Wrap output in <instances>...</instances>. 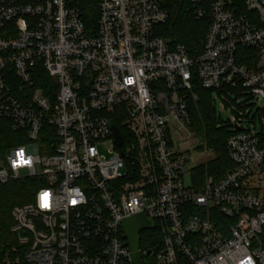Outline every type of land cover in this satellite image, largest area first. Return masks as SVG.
Segmentation results:
<instances>
[{"label":"built area","instance_id":"built-area-1","mask_svg":"<svg viewBox=\"0 0 264 264\" xmlns=\"http://www.w3.org/2000/svg\"><path fill=\"white\" fill-rule=\"evenodd\" d=\"M192 2L209 20L194 57L159 36L163 0H98L91 34L73 0H0V120L23 142L0 156V185L42 184L12 210L0 264H135L123 225L140 215L143 264H264V108L247 113L264 101V0ZM194 88L248 99L230 107L233 167L201 188L184 138Z\"/></svg>","mask_w":264,"mask_h":264},{"label":"trees","instance_id":"trees-1","mask_svg":"<svg viewBox=\"0 0 264 264\" xmlns=\"http://www.w3.org/2000/svg\"><path fill=\"white\" fill-rule=\"evenodd\" d=\"M192 1L163 0V7L169 14V20L158 30L159 36L167 40L171 47L180 45L189 56L194 57L202 51L209 20L207 17L199 20L196 18L198 5ZM73 3L87 32L89 34L95 32L98 0H73ZM42 76L43 82L37 83L35 88L43 90L44 95L50 96L49 89H54L55 92V85L45 72ZM194 92L197 99L189 102L188 129L190 134L201 142L197 150L200 152L208 150L214 157L209 162L195 167L191 173L195 187L201 188L208 177L218 181L233 167L226 149L232 132L228 126L222 125V117L217 113L213 102V92L200 88H194ZM19 137L11 131L7 121L0 120V156H4L9 149L22 145L23 142ZM41 187L42 184L38 179L10 181L0 185V260L11 247L17 245V238L10 231L13 225L12 210L16 206L31 202ZM146 235L142 237L143 243ZM261 243L264 246V233L261 236Z\"/></svg>","mask_w":264,"mask_h":264},{"label":"rangeland","instance_id":"rangeland-1","mask_svg":"<svg viewBox=\"0 0 264 264\" xmlns=\"http://www.w3.org/2000/svg\"><path fill=\"white\" fill-rule=\"evenodd\" d=\"M212 98H213V102H215V109L217 113L221 115L222 117L223 126L226 127L229 120H232L234 117H240V118L243 117L239 109H237L236 112L233 113L230 107L233 105L237 107L240 106L241 104L248 101L247 98H244V97L237 98L233 94H230L229 96H224V95H219L216 93H213ZM262 108H264V101H261V102L250 101L248 104V109H247V113L250 114L249 119H253V116L256 114V112ZM240 122H242V125L244 127L253 126V124L249 123L248 120H244ZM184 138L188 139V142L192 143L191 145L194 147L201 145V142L195 139L192 134H190L189 129L187 133L186 132L184 133ZM98 150L102 155L109 157V144L108 143L98 145ZM191 158H192V161L190 162L189 166L198 167L202 164L209 162L214 157H213L212 152L208 150H204L202 152L198 150H192ZM39 170L40 168L37 167V171Z\"/></svg>","mask_w":264,"mask_h":264},{"label":"water","instance_id":"water-1","mask_svg":"<svg viewBox=\"0 0 264 264\" xmlns=\"http://www.w3.org/2000/svg\"><path fill=\"white\" fill-rule=\"evenodd\" d=\"M113 130L115 132V139L118 144V146H121L122 144V138L118 132V130L113 126ZM124 231L126 234V237L129 241V246L131 251L133 252V261L135 264H143L140 262V254L138 253L139 249V243H140V233L151 228L152 225L147 222L143 216H137L132 219H129L124 222ZM150 252L147 253L149 255ZM148 264H154L153 261H151Z\"/></svg>","mask_w":264,"mask_h":264},{"label":"snow or ice","instance_id":"snow-or-ice-1","mask_svg":"<svg viewBox=\"0 0 264 264\" xmlns=\"http://www.w3.org/2000/svg\"><path fill=\"white\" fill-rule=\"evenodd\" d=\"M18 155H19L21 158L23 157V153H22V152L19 153ZM22 162L27 163V161H22ZM43 206H44V207H47V206H48V203H47V196L44 197V203H43Z\"/></svg>","mask_w":264,"mask_h":264},{"label":"clouds","instance_id":"clouds-1","mask_svg":"<svg viewBox=\"0 0 264 264\" xmlns=\"http://www.w3.org/2000/svg\"><path fill=\"white\" fill-rule=\"evenodd\" d=\"M249 264H250V262H249Z\"/></svg>","mask_w":264,"mask_h":264}]
</instances>
